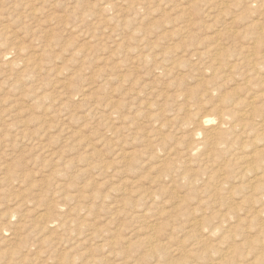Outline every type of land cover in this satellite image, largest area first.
<instances>
[{"label":"rangeland","instance_id":"1","mask_svg":"<svg viewBox=\"0 0 264 264\" xmlns=\"http://www.w3.org/2000/svg\"><path fill=\"white\" fill-rule=\"evenodd\" d=\"M253 21L256 0H0V264H264L252 148L189 150L253 98Z\"/></svg>","mask_w":264,"mask_h":264},{"label":"bare ground","instance_id":"2","mask_svg":"<svg viewBox=\"0 0 264 264\" xmlns=\"http://www.w3.org/2000/svg\"><path fill=\"white\" fill-rule=\"evenodd\" d=\"M257 2H260L261 5L264 4V1L263 0H256ZM144 2V1H143ZM109 5V4H108ZM149 8V7H148ZM129 9V8H128ZM147 9V8H146ZM109 10V9H107ZM111 10V9H110ZM131 10V9H129ZM125 12V11H124ZM144 12V11H143ZM45 16V15H44ZM260 22V21H259ZM259 22H251L247 28V31H244L243 33H237L236 31L233 32V34L236 36V33H237V37L238 38H241V37H245L244 39L246 40L249 39V40H253L252 43H253V46H245L244 48L242 47L241 49V52H240V64L244 67H246V70H247V73L249 71L252 72L253 74V84L254 86H252L251 88H254L255 91L253 93V95H251L253 98L251 99L250 102H248L245 107L243 109H236L234 106V108L232 109L231 113H225L223 111V109L219 111L218 114V117H219V122L217 124L216 127L214 128H211L209 129L210 127H213L210 125V127L208 128L207 130V134H206V141H201V140H197L196 138V142H194L192 144V146L189 148L190 151L198 148L200 145H203V144H206L209 146H212V148H216L218 145H221V144H230V146H235L234 144L235 143H241V145L246 146L245 147H251L250 149L252 150L251 153H249L248 155H244L242 154V158H244V162L245 163L242 167L244 168V170H246V172L248 171L249 173H252V181L254 180H261L263 179L264 177V24H260ZM262 23V22H261ZM185 24V23H184ZM247 26V25H246ZM72 28V27H71ZM232 30V29H231ZM230 31V30H229ZM136 39V38H135ZM146 43V42H145ZM146 46V45H145ZM137 48V47H136ZM133 50V49H132ZM127 53V52H126ZM131 53V52H130ZM219 53V52H218ZM208 54V53H207ZM217 54V53H216ZM215 54V55H216ZM230 54V53H229ZM219 55H221L219 53ZM143 56V55H142ZM152 56V55H151ZM225 56V55H224ZM196 57V55H195ZM207 57V56H206ZM221 56H219L218 59H221L220 58ZM232 57V56H231ZM207 60V59H205ZM225 60V59H224ZM223 60H221L220 62H222ZM226 61V60H225ZM223 61V62H225ZM138 62V61H137ZM222 62V63H223ZM218 63V62H216ZM215 65V64H214ZM236 65V64H234ZM232 64V66H234ZM35 66V65H34ZM238 67V65L236 66ZM159 68V67H158ZM235 68V67H234ZM165 69V68H164ZM230 70V69H229ZM35 71V70H34ZM168 71V70H167ZM165 72V71H164ZM169 72V71H168ZM229 72V71H228ZM248 77V76H247ZM246 80H249V79H246ZM247 83V82H246ZM245 83V84H246ZM219 85V84H218ZM240 91V90H239ZM191 92H194V91H191ZM190 92V93H191ZM252 92V91H251ZM249 92V93H251ZM192 94V93H191ZM195 94V92H194ZM197 94V92H196ZM200 94V93H199ZM202 94V93H201ZM226 94V93H225ZM230 94V93H229ZM193 95V94H192ZM224 95V94H222ZM233 95V94H232ZM249 95V94H248ZM203 97L205 96L204 94L202 95ZM229 96V95H228ZM227 96V97H228ZM191 97V96H190ZM194 97V95H193ZM198 96H196L195 98H197ZM224 96V100H228V98ZM231 97V94L230 96ZM194 98V99H195ZM230 99V98H229ZM232 99V98H231ZM198 100V99H197ZM196 100V101H197ZM234 100V99H232ZM230 100V101H232ZM248 100V99H247ZM229 101V102H230ZM240 101V100H239ZM238 101V102H239ZM241 102V101H240ZM242 103V102H241ZM221 106V105H220ZM219 106V107H220ZM236 106V105H235ZM247 107V108H246ZM219 109V108H218ZM216 108V111L218 110ZM205 113V112H204ZM232 116L235 120L231 119ZM230 117V119H229ZM217 118V117H216ZM218 120V119H217ZM212 119L207 118L206 116L202 117L200 119V122H201V125L202 126V130L203 129H207L206 127L211 123ZM226 125H228V127H225ZM225 127V128H224ZM223 128V129H222ZM205 132V130H203ZM244 139V140H243ZM204 140V139H202ZM40 143V142H39ZM38 143V145H39ZM41 146V145H40ZM43 146V145H42ZM42 149L43 150V148ZM244 147V148H245ZM35 148V147H33ZM38 148V147H37ZM224 148V147H223ZM221 149V148H219ZM227 149H228V146H227ZM241 149V148H240ZM212 150V149H211ZM195 151V150H194ZM210 151V150H209ZM215 151V150H214ZM218 151V150H217ZM231 151V149H230ZM193 152V151H192ZM212 152V151H211ZM216 152V151H215ZM229 152V150H228ZM232 152V151H231ZM216 154V153H215ZM225 154V152H224ZM190 155V153H189ZM244 155V156H243ZM218 156V155H217ZM232 156V154H231ZM240 157V156H239ZM216 158V157H215ZM214 158V159H215ZM217 159V158H216ZM241 159V157H240ZM238 164V163H237ZM226 166V165H225ZM234 168V167H233ZM218 173V172H217ZM232 173V172H231ZM244 174V173H243ZM239 175V174H238ZM221 176V175H220ZM226 176V175H225ZM230 176V175H229ZM228 176V177H229ZM235 176V174H234ZM227 177V176H226ZM242 177V176H241ZM215 178V177H214ZM230 178V177H229ZM238 178V177H237ZM240 178V177H239ZM249 178V177H248ZM261 178V179H259ZM247 179V177H246ZM227 180V179H226ZM231 180V179H230ZM235 180V179H234ZM238 180V179H237ZM249 180V179H248ZM264 180V179H263ZM215 181V179H214ZM229 181V180H228ZM233 181V180H232ZM236 181V180H235ZM241 181V180H240ZM250 180L248 186L250 189H253L254 187H257V191H258V188L260 189L262 187H264V182L262 184H259L261 182H257V186H253L251 185V183H254ZM226 182V181H225ZM242 182L244 183L243 179H242ZM223 183V182H222ZM221 183V184H222ZM226 184V183H225ZM241 184V183H240ZM228 185V184H227ZM234 185V184H233ZM237 185V184H236ZM245 185H243L244 187ZM260 186V187H259ZM234 187V186H232ZM246 187V186H245ZM244 187V188H245ZM235 188V187H234ZM234 188H231L232 191ZM222 188H218L216 189V191L214 192L215 195H217L218 197H221L222 195V191H221ZM236 191V190H234ZM252 191V190H251ZM261 191V196H258L257 197L255 196L256 194H259V193H256L254 194L255 196V201H257L259 204H261V208L259 209H254L252 208L253 210H248V215L249 212H252L253 216L251 217H254V219L256 220L255 217L258 216V214H260V212L264 211V189L263 190H260ZM253 192V191H252ZM234 193V192H233ZM236 194V193H235ZM240 195V194H239ZM253 196V198H254ZM254 203V202H253ZM257 204V203H256ZM255 204V205H256ZM263 204V205H262ZM251 208V207H250ZM264 213V212H263ZM251 214V215H252ZM259 218V217H258ZM238 219V218H237ZM253 219V218H252ZM251 219V220H252ZM259 222V221H258ZM47 226V225H46ZM264 226V225H263ZM216 228V227H215ZM214 228V230H215ZM260 228V227H259ZM209 231V230H208ZM261 232H264V230L262 228H260ZM199 232V231H198ZM214 232V231H213ZM148 236H152V235H148ZM154 236V235H153ZM155 237V236H154ZM153 237V238H154ZM204 237V236H203ZM202 237V238H203ZM217 238V237H216ZM223 239V238H222ZM225 239V238H224ZM260 239V238H259ZM209 240V239H208ZM228 240V239H227ZM226 240V241H227ZM258 240V238L256 239V241ZM155 241V240H154ZM107 242V241H106ZM156 242V241H155ZM207 242V241H206ZM258 242V241H257ZM143 244H145L146 247L149 248L148 251H146L148 254H156V253H160L162 254V250L163 249H157L159 247L157 246H154L152 245V239L151 238H147V240L145 239V241L142 242ZM211 243V242H210ZM244 243V242H243ZM241 243L240 245L236 244L234 247H233V254L232 256L235 257V254L239 255L241 254L242 252V249H241V245L243 244ZM142 244V245H143ZM158 244V243H157ZM216 244V243H214ZM222 244V243H221ZM234 244V242L232 243ZM245 244V243H244ZM211 245V244H210ZM144 246V245H143ZM159 246V245H158ZM233 246V245H232ZM243 246V245H242ZM263 246V245H262ZM108 248V247H107ZM165 248V247H164ZM231 248V247H230ZM229 248V249H230ZM261 248V247H260ZM259 248V249H260ZM264 248V247H263ZM262 248V250H263ZM108 250V249H107ZM121 250V249H120ZM157 250V251H156ZM228 250V249H227ZM255 250V248H254ZM156 251V252H155ZM162 251V252H161ZM165 251V250H164ZM226 251V250H225ZM230 250H228L229 252ZM168 252V250H167ZM227 252V253H228ZM230 252V254H232ZM167 254V253H165ZM164 254V255H165ZM226 254V253H225ZM229 254V253H228ZM227 254V256H228ZM252 254V253H251ZM221 255V254H220ZM242 255V254H241ZM262 255V254H261ZM156 256V255H155ZM162 256V255H161ZM159 257V256H158ZM264 257V256H262ZM163 258H165L163 256ZM167 258V256H166ZM173 258V257H172ZM146 259H147V255H146ZM170 259V258H169ZM257 260V259H256ZM263 260V259H262ZM222 261V260H221ZM258 262V260H257Z\"/></svg>","mask_w":264,"mask_h":264}]
</instances>
